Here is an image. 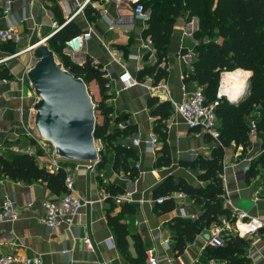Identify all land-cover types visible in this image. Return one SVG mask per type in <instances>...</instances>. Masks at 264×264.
Masks as SVG:
<instances>
[{"label":"crops","instance_id":"crops-1","mask_svg":"<svg viewBox=\"0 0 264 264\" xmlns=\"http://www.w3.org/2000/svg\"><path fill=\"white\" fill-rule=\"evenodd\" d=\"M56 3L63 21L70 17L64 7L69 6L72 12L76 10L73 0H56ZM7 4L11 19L17 21L24 13L30 18L17 22L21 41L25 42L17 45L16 53L7 55L0 49V65L6 66L11 74L9 79L0 80V157L11 159L15 154L28 153L36 155L37 165L44 167L46 157L39 153L38 146L25 134L23 114L32 106L35 98L25 77L26 70L34 61L24 48L29 35L34 37L38 31L45 35L52 30L54 23L59 24L51 9V0H0L3 10ZM92 4L95 7L87 5L70 19L81 32L91 28V37L78 51L68 55L78 65L89 60L105 74L106 102L111 106V113L104 123V131L110 133L115 128H126L127 132L120 142L133 150L135 156L129 162L131 165L138 163V174L131 178L122 169L114 170V153L110 148L104 167L95 166L92 171L87 168L88 162L63 161L72 176L76 193L93 203L80 210L81 220L71 228L63 225L53 229H48L42 223L43 203L58 199L62 193H54L45 182L28 183L1 177L0 207L7 196L18 218L13 222L0 221V250L20 256H39L42 264H130L117 248L114 230L107 219L109 212L127 229L128 252L133 264H147L148 250L153 252L159 264H217V259L208 255V248L214 246L209 241L217 233L218 225L211 224L204 228L186 243L181 253L175 250L173 219L193 220L200 214L201 206L182 192H173L168 196L174 202L173 209L169 211H161L159 204L154 202L157 197L155 189L168 178L175 182L183 180L203 189L205 183L198 179L201 169L197 164L193 166L190 163L198 157L209 158L212 149L218 145L206 133L190 129L173 108L161 122L160 130L165 133L163 139L155 131L158 117L153 116L148 107L151 97H156L159 102H170L169 97L180 102L198 89L192 82H183L184 72L192 70L196 56L192 50L196 44L193 34L198 29V19L189 16L186 10L174 18L170 40L178 43L180 51L167 52L159 62V66L166 70V76L159 82L167 84L168 93L149 90L154 84L151 75L140 80L143 86L122 89L121 76L124 73L136 79L140 68L158 62L156 50L152 44H148V38L142 37L147 21L137 18L132 7L126 4H115L111 0H92ZM144 9L149 18L150 7ZM34 23L36 27L32 31ZM5 24L3 15L0 26ZM145 54L149 55L147 59L143 58ZM152 137L157 138V144L154 152H149L145 142ZM135 138L138 145L133 146L131 140ZM249 140L250 146L246 152H243L241 145L234 143L224 147L222 185L224 193L239 209L264 222V165H257L254 175H246L250 163L257 159L264 146L256 130L249 132ZM164 143L170 162L155 166ZM12 147L19 151H14ZM108 185L119 188L120 192H131V200L116 204L108 197L99 201L106 194L105 186ZM233 231L232 228L227 230L228 233ZM86 236L91 240V249L84 243ZM164 240H167L166 244ZM248 240L246 255L249 264H264V226Z\"/></svg>","mask_w":264,"mask_h":264},{"label":"trees","instance_id":"trees-1","mask_svg":"<svg viewBox=\"0 0 264 264\" xmlns=\"http://www.w3.org/2000/svg\"><path fill=\"white\" fill-rule=\"evenodd\" d=\"M51 1L55 20L61 25L64 19L59 14L56 0ZM142 3L144 8L150 7V16L147 27L142 31V37L151 39L152 46L158 55V62L140 68L137 71V80L140 81L151 75L155 84L166 76V70L159 66V62L167 53L174 18L184 10L188 11L189 16L198 19V29L193 34L196 44L192 51L196 56L192 63V70L184 72L183 82L194 83L203 93L205 102L212 104L223 72L237 73L245 77L249 71L251 72L246 92L238 102L231 103L222 99L214 107L222 145L215 146L209 158L198 157L190 163L200 167L198 179L205 183V187L198 189L186 181L175 182L172 178H168L155 189L154 194L157 197H165L164 201L158 205L161 211L173 209L174 202L168 198L173 192H182L201 206L200 214L193 220L173 219V227L176 230L175 250L179 254L186 243L192 241L204 228H208L211 224H221V218L226 220L230 218V210L223 206V200L220 197L224 192L221 179L224 147L234 143L237 146L241 145L243 152H246L250 146L249 122L252 119L255 121V130L261 136L264 146V0H142ZM2 16L3 9L0 8V17ZM80 32V28L70 21L47 40L48 45L59 56L63 66L69 72L85 81L95 104L94 138L100 142L99 161L96 166L104 167L110 148L114 153L113 169H122L134 178L138 172L129 162L135 156L134 152L120 142L127 132L126 128H115L110 133L104 131V123L111 113V106L106 102L105 74L95 68L89 60L78 65L63 52L64 42ZM0 44L1 50L7 55L15 53V48L10 45L15 43L1 42ZM148 56L145 54L143 58L147 59ZM10 77L8 68L0 65V80ZM148 107L151 109V114L158 117L155 131L164 139L165 133L160 130L161 122L167 118L172 108L171 103L159 102L156 97H151L148 100ZM169 162L168 148L164 143L155 166L167 165ZM257 165H264V150L256 160L250 163L246 175H254ZM65 176L66 172L63 169L52 173L44 167H39L36 163V155L18 153L11 159L0 157V178L7 177L28 183L45 182L51 191L60 194L65 192ZM105 189L110 195L122 193L119 188L111 185L105 186ZM107 219L114 230L119 252L130 264H133L134 261L128 252L126 240L128 232L125 225L109 212H107ZM223 240L222 245L208 248V255L216 258L217 264L250 263L246 255L248 239L229 234Z\"/></svg>","mask_w":264,"mask_h":264},{"label":"built area","instance_id":"built-area-1","mask_svg":"<svg viewBox=\"0 0 264 264\" xmlns=\"http://www.w3.org/2000/svg\"><path fill=\"white\" fill-rule=\"evenodd\" d=\"M69 1V0H65ZM76 3V10L72 12V9L68 7H64V10L70 17L64 21L61 25L53 24L52 30L47 33L46 39L48 40L51 36L54 35L63 25L68 23L72 16L81 11L87 5L91 7H95L92 4V0H73ZM115 4H126L132 7L133 14L143 20L147 21L148 16L144 9L142 0H111ZM30 5L32 2L30 1ZM68 5V4H67ZM4 18L6 19V24L4 26H0V42H12V43H19L22 39L21 32L18 31L17 22H24L30 17L27 16L25 13L22 17L15 21L10 18L9 14V6L8 4L5 6L3 10ZM36 24H33L32 31L35 30ZM110 28H112V23L110 24ZM32 33V32H31ZM91 37V28H88L87 31L81 32L73 37L67 39L64 42L63 52L65 54H72L75 51H78L84 42H86ZM33 37L32 34L28 37L27 46L24 48V51L29 50V45L32 41ZM148 44H152L150 38H148ZM148 45V46H149ZM29 52V51H28ZM69 56V55H68ZM33 60V59H32ZM245 87L243 91L246 90L248 83H249V74L246 75ZM5 80V79H3ZM221 80V79H220ZM121 83L122 89H126L131 86L139 85L143 86V83L139 80L130 77L127 73H124L121 76ZM221 82L219 81V86L216 92L215 101L212 104H207L205 102V97L203 93L197 89L193 93L187 95L183 100L180 102H176L172 100L170 97V103L174 111L179 114V116L185 121L187 126L190 129H197L201 132L206 133L210 136L213 140L217 142L218 145H222L220 141V129L219 123L216 117V113L214 111V107L217 103L222 100V98H226L230 101L226 95L221 94ZM149 90L153 93H157L158 91H163L168 93V87L165 82H159L153 84L149 87ZM242 91V92H243ZM241 92V94H242ZM1 99V96H0ZM0 107V112H1ZM25 134L34 143L38 146L41 153L46 157L47 161L44 165V168L48 172L56 173L59 170L63 169L66 172V176L64 179V186L65 192L61 194V196L56 200H47L43 203V215H42V223L48 228H58L60 226H66L67 228H71L78 223L80 218V210L85 207H89L92 205L93 201L84 197H81L79 194L76 193L74 182L72 176L70 175L69 171L64 167L63 161L55 156V149L54 147L47 141H44L37 136H35L32 131L29 129L27 125H25ZM250 132L255 131V121L254 119L250 120L249 122ZM133 146L138 145V139H132ZM100 147V142L98 141ZM124 145L123 142H121ZM157 144V138L152 137L145 142L146 150L149 152H154L155 146ZM125 146V145H124ZM1 145H0V153H1ZM14 151H19L16 147H12ZM259 155V154H258ZM97 162L88 163L87 168L89 171L94 170ZM134 167L138 169V163L134 164ZM99 201H104L106 198L110 197L116 204H121L124 202L130 201L131 192L124 191L119 194L110 195L107 191L105 192ZM221 199L223 200V206L230 210V218L226 220L224 218L221 221V224L218 225L217 233L210 239L209 243L211 245H222L224 243L223 238L229 234L237 235L240 238L248 239L253 236L257 231L264 226V222L259 219L258 217L250 216L246 211L239 209L228 197V194L223 192L220 195ZM163 196L156 197L154 202L156 204H161L164 201ZM18 218V213L15 210L13 203L8 199L7 196L4 197V203L0 207V221L7 220V221H15ZM191 218H195V216H191ZM234 229L233 233H228V229ZM158 237V236H157ZM84 243L86 244L88 249L92 248L91 240L88 236L84 238ZM167 243V240H164V244ZM42 264V260L39 256L35 257H27V256H20L13 253H5L0 250V264ZM146 263L147 264H159L155 255L151 250L146 252Z\"/></svg>","mask_w":264,"mask_h":264},{"label":"water","instance_id":"water-1","mask_svg":"<svg viewBox=\"0 0 264 264\" xmlns=\"http://www.w3.org/2000/svg\"><path fill=\"white\" fill-rule=\"evenodd\" d=\"M29 47L34 62L26 70L25 77L35 100L23 114L24 123L35 136L54 147L57 158L98 162L99 148L94 138L95 104L85 81L63 66L59 56L50 49L46 36L39 31ZM179 51L178 43L170 40L167 52ZM245 92L229 102H238Z\"/></svg>","mask_w":264,"mask_h":264},{"label":"bare ground","instance_id":"bare-ground-1","mask_svg":"<svg viewBox=\"0 0 264 264\" xmlns=\"http://www.w3.org/2000/svg\"><path fill=\"white\" fill-rule=\"evenodd\" d=\"M220 79L221 94L226 95L230 101L237 99L245 87L246 77L237 73L223 72Z\"/></svg>","mask_w":264,"mask_h":264},{"label":"rangeland","instance_id":"rangeland-1","mask_svg":"<svg viewBox=\"0 0 264 264\" xmlns=\"http://www.w3.org/2000/svg\"><path fill=\"white\" fill-rule=\"evenodd\" d=\"M44 34H45V32H44ZM46 35V34H45ZM25 41H20L19 43H17V44H10L11 45V47H14L15 48V53H16V50H17V47L20 45H22V43H24ZM1 43V42H0ZM1 45V44H0ZM18 45V46H17ZM0 49H2V48H0ZM95 93V92H94ZM96 94V93H95ZM222 99H225V100H227L226 98H222ZM253 116H255V115H253ZM98 142V141H97ZM98 146H99V143H98ZM248 242H249V240H248Z\"/></svg>","mask_w":264,"mask_h":264}]
</instances>
